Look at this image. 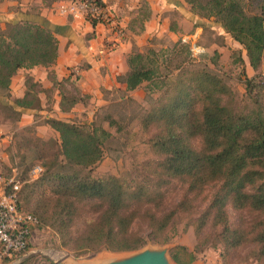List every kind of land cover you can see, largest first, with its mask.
Returning a JSON list of instances; mask_svg holds the SVG:
<instances>
[{"label":"trees","instance_id":"1","mask_svg":"<svg viewBox=\"0 0 264 264\" xmlns=\"http://www.w3.org/2000/svg\"><path fill=\"white\" fill-rule=\"evenodd\" d=\"M81 1L106 9L102 0ZM185 2L200 18H215L244 48L254 69L262 65L264 0ZM85 17L94 26L113 27L90 14ZM116 48L113 42L106 49ZM58 49L46 22L6 23L0 28V94L9 96L20 70L55 64ZM127 64L129 71L122 81L128 92L145 83L162 91L142 120L156 159L122 177L95 179L91 173L103 158L102 138L75 122L48 119L47 124L60 134L61 150L45 163L44 173L35 181V187L45 183L51 187L40 194L35 211L30 212L39 219L38 227H50L63 247L82 256L134 252L149 242L168 244L169 231L186 221L197 246L192 251L175 246L170 256L176 264L194 263L200 248L209 243L222 246L225 262L248 250L256 264H264V103L256 100L253 108L239 111L232 90L220 77L207 69H189L190 47L181 41L168 51L133 50ZM28 84L25 97L15 103L37 112L43 108L39 94L51 91L30 77ZM247 84L250 89V81ZM61 92L62 112L89 98L80 92ZM174 184L180 185L181 199L167 207L166 192ZM85 215L90 216L85 230L76 235L73 228ZM138 223L146 231L135 229ZM3 261L8 264L13 259Z\"/></svg>","mask_w":264,"mask_h":264},{"label":"rangeland","instance_id":"2","mask_svg":"<svg viewBox=\"0 0 264 264\" xmlns=\"http://www.w3.org/2000/svg\"><path fill=\"white\" fill-rule=\"evenodd\" d=\"M151 2L154 5L165 3L172 6L163 12L166 19L165 30L160 35L150 36L142 52H147L149 47L159 52L172 50L177 41H181L184 37H192L199 30L198 41L205 52L197 61H192L189 69H207L220 77L232 90L234 102L239 111L253 108L256 100L264 103V59L262 65L254 69L244 48L226 33L216 19H205L195 15L185 0H157V2L141 0L143 12L133 21L134 32L143 28L144 20L149 15L148 5ZM71 3L80 6L81 14L93 15L92 11L95 7L86 8L81 0H0V12L5 10L19 14L24 9L28 15L39 16L41 19L39 20L43 22L46 18L41 15H44L48 9L54 10L55 13L59 11L61 5ZM104 12L119 28L117 33L121 36L123 28L118 25V17L111 15L107 9ZM175 27H178L180 34L171 31V28ZM247 81H250V89L247 88ZM25 86L28 90L27 79ZM64 91L68 94L78 92L73 84ZM161 93L162 91L155 85L145 83L133 96H129L127 92L107 94L105 97L110 103L104 106H91L86 101L76 105L70 112H57V106L54 103L33 113V117L30 118L23 117L20 112L22 108L15 103L11 94L6 97L0 94V100L6 102V105L0 103L1 176L10 178L13 171L18 172L22 184L20 194L22 205L25 210L34 212L40 194L48 193L51 189L47 183L38 184L35 187V181L44 173L45 163L55 159L61 150L60 134L47 124V120L51 118L75 122L86 129H94L102 138L103 158L93 168L91 173L93 178L122 177L136 169L142 170L143 164L156 159L150 145L151 135L143 129L142 120ZM45 95L53 100L56 91L53 90L51 94L44 93ZM8 101L11 104H7ZM46 112H53V116H47ZM37 166H40L43 172L34 175L33 170ZM181 195L180 185L174 184L166 192V206L170 207L179 202ZM89 217L85 215L77 221L73 228L76 235L85 230ZM135 229L146 231V226L138 223ZM168 237V244L158 245L151 242L148 245L151 248L166 247L168 249L182 245L191 251L197 246L194 230L186 221L175 225L169 231ZM30 251L33 253L28 254ZM222 252V246L206 244L200 248L197 260L193 264H256L248 250L243 251L231 262L223 260ZM127 255L102 251L77 256L70 247L62 246L59 236L53 229L42 225L37 228L33 242L30 243L26 253L14 257L12 263L8 264H14L22 257V262L25 264H56L60 259L68 256L83 263L101 264ZM0 264H5L3 259H0Z\"/></svg>","mask_w":264,"mask_h":264},{"label":"crops","instance_id":"3","mask_svg":"<svg viewBox=\"0 0 264 264\" xmlns=\"http://www.w3.org/2000/svg\"><path fill=\"white\" fill-rule=\"evenodd\" d=\"M102 1L106 4L107 11L118 17V25L123 28L124 33L119 36L113 27L101 23L94 26L84 15L73 17L62 14L60 11L54 13V10L48 9V13L41 16L46 18L43 23H47L58 40L57 61L50 67L38 66L33 69L20 70L11 84L10 94L13 100L25 97L27 93L25 80L28 77L39 83L44 90L56 91L53 100L49 96H44V93L39 94V98L42 107L55 103L57 112H61V89L65 90L71 84L75 85L77 91L82 95L89 97L88 103L91 106L109 104L110 102L105 97L107 94L127 92L129 96H133L138 92L141 87L128 92L127 85L122 81L129 71L128 56L135 49L142 52L150 36L160 35L165 30L166 19L163 12L169 10L172 5L168 6L165 3L154 5L151 2L148 5L150 17L144 20L142 29L134 32L132 30L133 21L143 12L141 0ZM39 19V16L28 15L24 9L19 14L2 10L0 12V28L3 29L9 22L29 20L41 23V19ZM171 31L180 34L178 27ZM123 34L125 35L123 36ZM113 42L117 43V48L108 51L106 49L108 44ZM55 82L62 83V85L55 86ZM0 103L6 105L3 100H0ZM8 103L11 104L9 101ZM20 112L24 118H30L33 117L36 110L22 108ZM52 113L46 112V115L52 117ZM36 231L37 228L33 230L31 243Z\"/></svg>","mask_w":264,"mask_h":264},{"label":"built area","instance_id":"4","mask_svg":"<svg viewBox=\"0 0 264 264\" xmlns=\"http://www.w3.org/2000/svg\"><path fill=\"white\" fill-rule=\"evenodd\" d=\"M95 7L93 15L96 20L112 22L105 12L96 5L84 3V7ZM59 11L65 15L79 17L80 6L77 4L61 5ZM88 14V13H87ZM90 14V13H89ZM86 16V13L84 14ZM117 27L115 23H110ZM122 32V31H121ZM199 30L192 37H184L182 43L189 45L192 61H197L205 52L199 44ZM43 172L40 166L34 168V175ZM22 184L18 172L14 171L10 178H0V259H13L26 250L31 243L33 230L40 225V221L32 213L23 209L19 201Z\"/></svg>","mask_w":264,"mask_h":264},{"label":"water","instance_id":"5","mask_svg":"<svg viewBox=\"0 0 264 264\" xmlns=\"http://www.w3.org/2000/svg\"><path fill=\"white\" fill-rule=\"evenodd\" d=\"M150 243L151 242H149L148 244ZM173 248L174 247H170L169 249L166 247L151 248L150 245H147L146 247L138 251L125 252V254L128 255L124 258H120L114 261L101 263V264H172L175 263L170 256V251ZM31 253H33V251L28 254ZM22 259H18L17 261L14 262V264H23ZM56 264H89V263L79 262L74 260L72 257L68 256L60 259L58 262H56Z\"/></svg>","mask_w":264,"mask_h":264},{"label":"flooded vegetation","instance_id":"6","mask_svg":"<svg viewBox=\"0 0 264 264\" xmlns=\"http://www.w3.org/2000/svg\"><path fill=\"white\" fill-rule=\"evenodd\" d=\"M196 262V261H195ZM193 264V263H192Z\"/></svg>","mask_w":264,"mask_h":264}]
</instances>
